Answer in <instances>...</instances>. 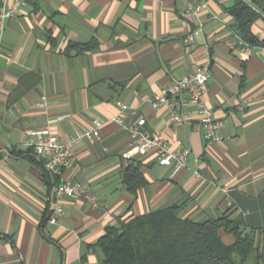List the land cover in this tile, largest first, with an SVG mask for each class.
Wrapping results in <instances>:
<instances>
[{"label": "crops", "instance_id": "1", "mask_svg": "<svg viewBox=\"0 0 264 264\" xmlns=\"http://www.w3.org/2000/svg\"><path fill=\"white\" fill-rule=\"evenodd\" d=\"M196 2L205 6L189 11ZM233 2L28 0L19 5L0 30V264H97L103 254L96 244L108 225L178 200L186 202L183 213L190 217L228 212L264 239V47L255 46L246 56L242 45L229 46L234 21L225 6ZM253 30L263 38L264 20ZM191 33L195 40L189 47L184 40ZM94 38L97 49L64 53L69 42ZM205 60L211 61V75L204 101L226 125L220 143L204 137L196 106L190 107L191 120L172 125L169 106L153 104L172 81ZM43 96L46 104L39 106ZM118 101L130 107L128 123L144 118L149 131L191 150L187 168L174 177L153 155L142 157L150 185L135 199L120 172L128 130L115 121ZM60 115L65 117L52 125L60 135L102 121L100 137L95 143L79 141L76 162L66 171L96 193L101 206L64 199L58 222L42 225L56 186L49 191L40 167L29 159L28 132ZM222 237L234 241L224 230Z\"/></svg>", "mask_w": 264, "mask_h": 264}, {"label": "trees", "instance_id": "2", "mask_svg": "<svg viewBox=\"0 0 264 264\" xmlns=\"http://www.w3.org/2000/svg\"><path fill=\"white\" fill-rule=\"evenodd\" d=\"M225 9L234 21L233 35L253 47H264V37L253 30L258 20H264V0H234ZM98 45L95 38L85 43L69 42L64 53L95 50ZM30 149L29 159L40 167L49 191L52 190L59 178ZM143 168L142 158H122V183L134 199L141 189L150 185ZM185 203L178 200L108 225L96 244L103 254V260L97 264H246L250 260L253 264H264V239L260 230L246 231L241 220L233 219L228 212L198 221L183 213ZM48 219L46 216L42 225ZM223 230L233 236L232 243L223 240Z\"/></svg>", "mask_w": 264, "mask_h": 264}, {"label": "built area", "instance_id": "3", "mask_svg": "<svg viewBox=\"0 0 264 264\" xmlns=\"http://www.w3.org/2000/svg\"><path fill=\"white\" fill-rule=\"evenodd\" d=\"M28 0H2L0 7V30L5 28L6 21L14 17L22 2ZM203 2H196L189 7V11L203 8ZM195 40V33L189 34L184 42L191 47ZM229 46L236 44L243 46L246 56H250L253 46L246 43L238 35L229 40ZM211 75V61L205 60L196 63L192 72L172 81L162 93L153 101L154 106L166 104L170 108L169 123L182 125L191 120V106L197 108V124L203 128L204 137L213 143H220L225 139V122L219 119L214 111L204 101L208 92V79ZM46 96L42 97L39 106L46 104ZM119 113L115 121L129 132L127 148L124 152L126 159L142 158L153 155L162 166L172 168V176H177L187 168L191 150L188 148L174 147L162 134L151 132L146 128V119L140 118L135 123H128L129 105L118 101ZM65 115L50 118L47 125L28 132L27 145L46 162V167L59 178V183L54 190V204L49 213V222L55 224L65 212L64 199L84 200L94 208H99L101 202L98 195L82 184L73 182L66 176V171L73 167L76 156L73 151L76 144L86 139L95 143L100 137L101 120H95L89 128L78 130L74 134L60 135L52 130V125L62 120ZM1 164V159H0ZM106 217H110L107 213Z\"/></svg>", "mask_w": 264, "mask_h": 264}, {"label": "rangeland", "instance_id": "4", "mask_svg": "<svg viewBox=\"0 0 264 264\" xmlns=\"http://www.w3.org/2000/svg\"><path fill=\"white\" fill-rule=\"evenodd\" d=\"M160 207V206H159ZM156 208H158V207H156ZM156 208H152V210L153 209H156ZM208 217H206V216H204V215H199V216H197L196 217V220H198V221H203V220H205V219H207ZM246 264H253V261L252 260H250V261H248Z\"/></svg>", "mask_w": 264, "mask_h": 264}]
</instances>
